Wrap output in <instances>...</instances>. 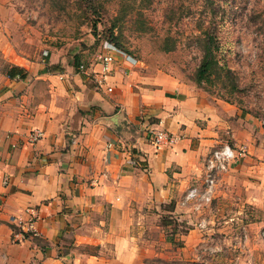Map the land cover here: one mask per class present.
<instances>
[{
  "label": "crops",
  "instance_id": "0c3cea01",
  "mask_svg": "<svg viewBox=\"0 0 264 264\" xmlns=\"http://www.w3.org/2000/svg\"><path fill=\"white\" fill-rule=\"evenodd\" d=\"M3 2L0 264H159L173 246L163 237L159 209H191L183 200L201 156L229 137L242 139L238 126L250 133L252 125L241 122L236 107L171 73L140 68L138 59L119 58L100 86L89 74L101 67L96 59L85 72L69 66L62 52L46 59L41 48L18 47L6 15L12 4ZM11 64L27 77L10 78ZM34 129L43 131L36 141ZM152 129L180 137L160 146ZM30 206L39 210L37 233L14 243V220L27 217ZM212 229L189 227L176 251L182 263L165 264H212L200 252L210 247Z\"/></svg>",
  "mask_w": 264,
  "mask_h": 264
},
{
  "label": "rangeland",
  "instance_id": "374dc122",
  "mask_svg": "<svg viewBox=\"0 0 264 264\" xmlns=\"http://www.w3.org/2000/svg\"><path fill=\"white\" fill-rule=\"evenodd\" d=\"M10 3L12 8L7 7ZM3 4L13 21L9 28L19 35L18 47L41 48L42 58L62 52L66 63L77 69L99 61L103 42L112 41L134 55L140 68L171 73L210 98L236 107L241 122H249L252 129L248 133V125L238 126L242 139L232 136L226 141L237 148L243 145L245 154L221 176L214 199L201 211L193 204L174 213L159 209L163 237L173 245L159 255V264L182 263L176 252L184 246L182 236L189 227L199 228L203 216L213 229L210 247L200 252L210 256L212 264H264V0H4ZM27 35L31 41L23 39ZM208 46L210 67L200 76ZM1 60L0 55V66ZM203 164L204 155L194 185L202 184Z\"/></svg>",
  "mask_w": 264,
  "mask_h": 264
},
{
  "label": "built area",
  "instance_id": "2783aa9c",
  "mask_svg": "<svg viewBox=\"0 0 264 264\" xmlns=\"http://www.w3.org/2000/svg\"><path fill=\"white\" fill-rule=\"evenodd\" d=\"M120 56V57H119ZM124 58L130 62H137V58L131 53L123 50L115 42L105 40L102 44L99 62L101 67L99 70L92 69L91 75L94 76L98 85L103 86L107 82V78L113 74L115 66L120 62L119 58ZM80 71L87 70L85 64L79 66ZM109 90L112 87L109 86ZM153 141L160 146H171L180 136L174 134L167 129L154 130ZM43 136V131L34 129L30 133V138L33 141L40 139ZM245 154V147L241 145L239 148L226 141L212 148L204 159V177L202 184L191 186L185 195L183 203H191L197 211H201L206 204H210L214 199L218 187V182L221 176L228 171L232 164ZM5 184L8 183V178H4ZM38 208L30 206L27 208V217H16L15 227L13 228L11 240L14 243H25L33 235L37 233L35 222L38 219ZM207 221L201 218L199 228H206Z\"/></svg>",
  "mask_w": 264,
  "mask_h": 264
},
{
  "label": "trees",
  "instance_id": "16d2710c",
  "mask_svg": "<svg viewBox=\"0 0 264 264\" xmlns=\"http://www.w3.org/2000/svg\"><path fill=\"white\" fill-rule=\"evenodd\" d=\"M212 55V48L209 46L205 50V56L203 58L201 68H200V76H202L210 67V56ZM6 74L10 78H21L25 79L27 77L26 70L16 64H11L6 68Z\"/></svg>",
  "mask_w": 264,
  "mask_h": 264
}]
</instances>
